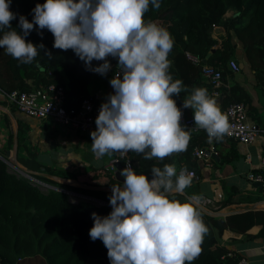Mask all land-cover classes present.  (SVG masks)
Wrapping results in <instances>:
<instances>
[{"label": "clouds", "instance_id": "obj_1", "mask_svg": "<svg viewBox=\"0 0 264 264\" xmlns=\"http://www.w3.org/2000/svg\"><path fill=\"white\" fill-rule=\"evenodd\" d=\"M10 4L0 0V49L19 63L31 64L41 50L52 57L43 44L26 42L34 26L53 35V48L71 49L86 70L101 76L111 69L107 58L117 59L118 71L109 80L114 92L100 105L90 133L97 159L135 152L145 160H163L187 149L192 129L181 126L182 112L172 98L188 91L169 72L174 38L144 19L149 5L159 9L160 0H45L32 9L31 22L19 17L22 34L11 26L17 16ZM94 60L103 63L92 67ZM183 108L193 111L196 129L209 140L223 139L228 122L206 88H193ZM150 171L151 180L130 163L119 172L123 184L113 185L108 198L112 211L91 214L89 237L102 241L110 264H191L208 228L192 203L169 194L182 193L192 174L187 168L177 172L174 164Z\"/></svg>", "mask_w": 264, "mask_h": 264}, {"label": "trees", "instance_id": "obj_2", "mask_svg": "<svg viewBox=\"0 0 264 264\" xmlns=\"http://www.w3.org/2000/svg\"><path fill=\"white\" fill-rule=\"evenodd\" d=\"M44 2L11 0L9 10L17 16V19L10 22L12 28L22 34L18 25L19 17L24 16L31 22L32 9L37 3ZM230 11L234 12L235 17L224 20V15ZM144 19L165 27L174 38V47L168 57L171 61L169 72L173 80H181L188 89L172 97L181 111L185 112L183 101L193 88H206L209 96L214 98L212 87L204 79L202 69L204 65L214 67L221 71L222 77L228 72V63L235 51L230 31L242 44L245 57L256 77L264 79V0H160L159 9L149 5ZM216 28L224 29L220 42L214 37ZM25 39L34 45L43 44L44 49L52 53V57L45 56L44 50H41L31 64H21L7 55L4 49H0L2 92H30L54 84L64 88V106L71 109L76 108L84 98H91L95 102L88 88L94 79L99 78L104 89L111 87L110 74L101 76L86 70L83 61L71 49L63 51L53 48L54 37L47 29L39 30L34 26ZM212 50L207 64H203L202 60ZM189 57L196 59V62ZM107 59L110 65L117 64L116 58ZM101 63L103 61L94 60L92 67H98ZM220 92V98L214 99L223 115L229 104L242 102L235 87L221 89ZM208 141L207 133L200 129L191 136L185 151L163 160H145L143 154L135 152H129L128 155L134 164V171L144 174L149 180L152 178L150 169L153 166L162 169L165 164H174L177 172L187 168L199 175L192 153L195 148L206 146ZM23 165L38 174L33 176L37 180L86 198L73 203L64 192L50 190L42 193L29 180L8 172V167L0 160V264H110L107 249L101 240L90 239L89 230L93 226L92 213L104 217L112 211L108 199L111 192L85 189L48 179L46 176L61 180L75 178L40 165L32 156ZM84 184L89 187L110 186ZM190 187L184 190L187 196L191 195ZM169 198L182 203L190 202L181 193L170 194ZM194 207L200 213L208 232L203 238L200 254L191 264H237L240 256L220 243L225 229L221 222L223 219L207 215ZM224 222L230 231L237 234H246L253 226L261 225L260 236L264 237L263 211L230 215L224 218Z\"/></svg>", "mask_w": 264, "mask_h": 264}, {"label": "crops", "instance_id": "obj_3", "mask_svg": "<svg viewBox=\"0 0 264 264\" xmlns=\"http://www.w3.org/2000/svg\"><path fill=\"white\" fill-rule=\"evenodd\" d=\"M232 17L235 15L230 11L223 19ZM229 33L235 45L230 61L237 63L239 71L233 73L228 68V72L223 76L221 89L229 90L235 87L239 91L242 102L248 107L249 120L261 130L260 136L249 145L225 138L219 141L209 140L202 148L206 152L203 160H197L192 155L199 175L198 180L190 184L191 195L187 196L184 191L181 194L190 202L195 197L209 200L207 210L223 214L218 216L223 219L221 222L225 228L220 238L221 245L245 258L249 264H264V237L260 236L262 226L255 225L246 234H237L230 231L224 222V218L230 215L247 211L264 212V165L261 163L264 154V79L256 77L245 57L242 44L232 31ZM223 36L224 29L214 30V37L218 42ZM97 79H94L88 88L95 103L102 104L114 90L112 87L102 88L100 79ZM185 113L193 118L191 109H185ZM196 133L192 131L191 136ZM91 143L89 135L20 114L15 108L8 106L0 96L1 158L26 169L24 161H28L32 156L40 165L69 174L75 178L72 181L83 185L84 180L98 185L113 186L119 183L115 179L116 167L114 173L106 170L118 154L97 159L91 151ZM27 171L37 175L34 171ZM249 174H260L263 182L250 181Z\"/></svg>", "mask_w": 264, "mask_h": 264}, {"label": "built area", "instance_id": "obj_4", "mask_svg": "<svg viewBox=\"0 0 264 264\" xmlns=\"http://www.w3.org/2000/svg\"><path fill=\"white\" fill-rule=\"evenodd\" d=\"M191 59L193 62H196V59ZM228 68L233 73L239 71V66L235 61H229ZM117 71V64H111V69L107 74L113 77ZM202 75L211 85L213 97L219 99L223 79L221 71L214 67L204 65ZM0 96L8 106L15 108L17 112L28 118L37 121H49L64 129H69L82 135L90 136V133L96 130L95 119L98 116L101 104L95 103L91 98H84L76 108L66 109L64 106L66 95L62 86L50 84L30 92H12L10 94H6L0 90ZM181 112V126L185 128V130L192 129L193 132H198L199 130L196 129L193 118L186 115L184 111ZM224 116L227 119L229 128L223 138L233 140L243 145H249L255 142L260 136L261 130L255 123L249 120L248 107L245 103L238 102L229 104L224 111ZM192 155L193 158L197 160H203L206 156V152L201 147H197L193 150ZM118 163L122 165L123 169L130 163L134 170V164L128 153L123 156L118 154V156L110 162L106 170L109 169L114 173ZM261 163L264 165V154ZM15 171L19 173V169ZM189 172L192 174L191 182L197 181L198 175L196 172ZM20 175L23 176L22 174ZM248 179L256 183L263 182V178L260 174H249ZM191 203L199 209L204 208L206 210L209 209L207 206L210 204L209 200L202 197L192 198ZM237 264L249 263L245 258L240 257Z\"/></svg>", "mask_w": 264, "mask_h": 264}, {"label": "water", "instance_id": "obj_5", "mask_svg": "<svg viewBox=\"0 0 264 264\" xmlns=\"http://www.w3.org/2000/svg\"><path fill=\"white\" fill-rule=\"evenodd\" d=\"M212 53H213V50H212V51H211V52H210V53H209V54H208V55L202 60V63H203V64H207V60L209 59V57H210V55H211ZM0 160L3 161V162L6 164V166H8V167L14 168L15 170L19 169V173L22 174L25 178H28V177H29L30 180H36L35 178H33V173L27 171L26 169L21 168V167H19L18 165L13 164V163L9 162L8 160L3 159V158H1V157H0ZM116 169H117V171H116V173H115V179H116L117 182L123 184V179H124V178L121 177V176L119 175V172L123 170L122 165L118 163V164L116 165ZM35 175H36V174H35ZM46 177H47L48 179H51V180L56 181V182H58V183H64V184L71 185V186H73L72 183H74V184H76L75 186H77V187H81V188H85V189H91V190H98V191H108V192H111V188H112V186H107V187H89V186H86V185H83V184H79V183H77V182H70V181H68V180H61V179L56 178V177H51V176H46ZM36 181H38V180H36ZM38 182H39V181H38ZM55 190H56V191H60V192H64V193H66L67 195L70 194L68 191H64V190H61V189H55ZM170 194H171V193H170ZM170 194H169V195H170ZM80 196L83 197V198H86V197H84V196H82V195H80ZM88 199H89V200H92V201H95L94 199H91V198H88ZM201 210H202L205 214L210 215V216H213V217H218V216L223 215L222 213H214V212L208 211V210H206V209H204V208H201Z\"/></svg>", "mask_w": 264, "mask_h": 264}, {"label": "rangeland", "instance_id": "obj_6", "mask_svg": "<svg viewBox=\"0 0 264 264\" xmlns=\"http://www.w3.org/2000/svg\"><path fill=\"white\" fill-rule=\"evenodd\" d=\"M8 172H10L11 174H14L16 175L17 177H23L21 176L19 173H17L14 169H12L11 167H8ZM38 175V174H37ZM33 176H36V175H33ZM99 177V176H98ZM29 180V182L34 186V187H37L38 190H40L42 193H48V191L50 190H55V189H58L50 184H47V183H44L40 180L36 181V180H30L29 178L27 179ZM70 182H76V181H72V180H68ZM85 183H87L85 180H84ZM99 182V181H98ZM77 183L81 184L80 182L77 181ZM72 185H76L74 183H72ZM70 194L68 195L69 196V200L73 203H76L77 201L80 200V195L77 194V193H74V192H69Z\"/></svg>", "mask_w": 264, "mask_h": 264}]
</instances>
